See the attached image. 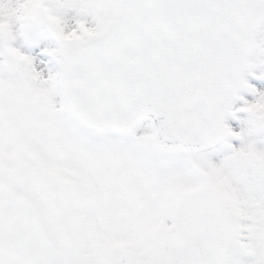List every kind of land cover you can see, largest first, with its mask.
I'll list each match as a JSON object with an SVG mask.
<instances>
[{
  "label": "snow or ice",
  "instance_id": "1",
  "mask_svg": "<svg viewBox=\"0 0 264 264\" xmlns=\"http://www.w3.org/2000/svg\"><path fill=\"white\" fill-rule=\"evenodd\" d=\"M257 68L264 0H0V264H264Z\"/></svg>",
  "mask_w": 264,
  "mask_h": 264
},
{
  "label": "rangeland",
  "instance_id": "2",
  "mask_svg": "<svg viewBox=\"0 0 264 264\" xmlns=\"http://www.w3.org/2000/svg\"><path fill=\"white\" fill-rule=\"evenodd\" d=\"M264 70L262 68H257V69H253V73L255 75H259L260 72ZM247 79L249 80L250 83L254 84L258 90H261V91H264V80H255L253 79L252 77H247ZM240 95L244 96L246 99H253L248 93L246 92H241ZM235 106L236 107H241L242 106V102L237 100L236 103H235ZM245 118V114L243 113H237V118L236 119H233L231 117H229V121H228V124L232 127H234L237 131H239L240 129V124H239V121L240 120H243ZM235 144H239V142H234Z\"/></svg>",
  "mask_w": 264,
  "mask_h": 264
},
{
  "label": "water",
  "instance_id": "3",
  "mask_svg": "<svg viewBox=\"0 0 264 264\" xmlns=\"http://www.w3.org/2000/svg\"><path fill=\"white\" fill-rule=\"evenodd\" d=\"M236 103V102H235ZM228 122V121H227Z\"/></svg>",
  "mask_w": 264,
  "mask_h": 264
}]
</instances>
